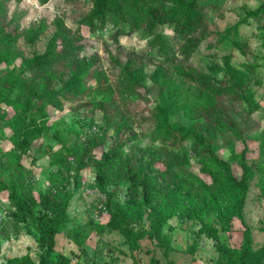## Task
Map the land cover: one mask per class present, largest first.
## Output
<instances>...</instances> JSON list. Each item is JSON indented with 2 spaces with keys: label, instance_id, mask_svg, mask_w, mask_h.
Here are the masks:
<instances>
[{
  "label": "rangeland",
  "instance_id": "rangeland-1",
  "mask_svg": "<svg viewBox=\"0 0 264 264\" xmlns=\"http://www.w3.org/2000/svg\"><path fill=\"white\" fill-rule=\"evenodd\" d=\"M202 1L209 4L207 31L186 58L180 52L186 37L173 25L154 33L121 31L116 38L110 22L95 30L84 23L93 8L88 0H0V28L7 26L17 36L11 45L0 39V92L5 97L15 85L10 100L0 101V180L7 186L0 189V264H40L46 248L37 218H55L56 203L66 197L69 217L56 235L54 264L62 259L68 264H230L218 242L232 250L231 264H264V0ZM57 17L82 38L78 63L90 64L83 80L72 68L55 76L43 103L47 116L34 122L35 114L23 107L20 77L24 61L46 50ZM41 24L45 31L29 42V30ZM158 32L167 52L153 43ZM128 61L140 70V82ZM177 66L194 67L217 82L233 73L251 91V103L248 97L226 100L241 126L249 117L247 163L255 175L243 206L245 224L235 209L236 194L225 189L193 136L170 142L158 131L160 83L154 73L161 68L179 84ZM193 90L199 89L193 85ZM20 112L25 123L14 128ZM202 121L182 107L170 114L173 124ZM35 126L43 131L34 145L19 148L15 130ZM216 140L218 156L240 176L234 153L243 148L242 138L226 131ZM97 163L108 178L98 174ZM109 207L124 210L119 219L141 234L139 249H132L122 227L112 222ZM160 214L169 216L161 228L163 245L155 234ZM204 228L214 230L218 240ZM248 229L253 241L244 253Z\"/></svg>",
  "mask_w": 264,
  "mask_h": 264
},
{
  "label": "trees",
  "instance_id": "trees-1",
  "mask_svg": "<svg viewBox=\"0 0 264 264\" xmlns=\"http://www.w3.org/2000/svg\"><path fill=\"white\" fill-rule=\"evenodd\" d=\"M50 0H43L47 3ZM92 2L93 8L89 15L84 18V23L95 30L97 27H105L109 22L114 24L115 37L121 31L130 32L145 28L148 32L154 33L161 25H173L176 30L186 37V40L181 44L180 52L189 58L201 43V34L206 33L208 25V9L209 4L202 0H88ZM263 6L258 8V11ZM56 31L49 39L47 48L43 53H36L32 58L24 61L23 73L20 77L22 85L20 89L23 91V96L26 97L25 105L30 109L35 117L31 121H36L39 118L47 116L43 108L44 100H48V88L55 81V76L63 73L66 68L75 70V74L80 80H83L87 74L90 61L83 60V63H78V53L83 46L82 38L78 34L73 33L66 26L64 18L57 17L55 20ZM45 31V26L41 24L38 28H31L26 35L29 42H35L39 36ZM0 39L11 45L17 36L7 26L0 28ZM222 40L226 39L225 35L221 36ZM154 44H159L163 51H168L169 47L163 40L160 32L155 34L153 38ZM128 69L133 73L134 79L139 80L140 70L135 68L132 61L126 63ZM177 73L181 77V82L176 83L175 80L165 75L162 69H158L154 73V81L160 83L159 96L160 103L156 106V111L161 123L158 131L164 139L170 142L182 141L189 136H193L201 148L203 154L211 159L212 164L220 173V181L225 189L232 190L236 194L235 209L238 217L242 222H245L243 214V206L248 196L250 182L253 179L255 172L247 163L249 146V130L248 120L245 119L243 126L229 114L226 107V100L239 102L243 98L252 99V94L249 88L243 83L242 79L232 73L230 79H223L220 82L212 79L206 74L198 71L194 67L183 68L177 66ZM195 85L199 90H193ZM14 86L10 88V93L5 97L0 92V101L10 100L11 92L14 91ZM205 96V99H204ZM37 99L34 104H31V99ZM186 110L187 115L191 119L203 118L202 122H195L193 125H178L170 122V114L178 108ZM26 115L20 112L14 118L13 127L25 123ZM202 123L205 126L203 130L200 127ZM43 128L35 126L34 128H26L24 133L19 129L15 130L17 146L21 149H28L34 145V141L42 133ZM226 131H231L235 136L242 138L243 148L234 153L238 159V163L242 170L241 175L237 176L231 169L230 164L221 159L218 154V144L216 138ZM22 137V138H20ZM34 138V139H33ZM118 146H114L117 149ZM119 150L116 151V154ZM98 174L102 179L108 178V173L99 163L96 164ZM0 189L6 190V184L0 180ZM18 204L23 206L19 199ZM69 198L56 203L55 207L58 215L48 222H44L41 218H37L40 232L42 235V243L46 248L45 254L41 259L40 264H54L51 253L55 249L56 235L64 227L69 215L67 212ZM112 213V222L122 227L124 233L129 237V242L132 249H139V238L141 234L124 225L119 219L123 216L124 210L118 208ZM155 234L159 244H164L162 230L169 219L168 215L160 214L157 217ZM208 236L218 240V236L214 230L204 228ZM252 235L247 230L243 252L250 251L252 245ZM218 246L229 257L228 263H232L233 252L225 244ZM171 248L167 247L169 251ZM59 264H68V260L62 259Z\"/></svg>",
  "mask_w": 264,
  "mask_h": 264
}]
</instances>
